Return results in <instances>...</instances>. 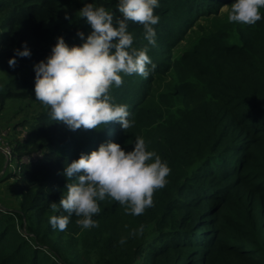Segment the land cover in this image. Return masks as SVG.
I'll return each instance as SVG.
<instances>
[{"label":"trees","instance_id":"16d2710c","mask_svg":"<svg viewBox=\"0 0 264 264\" xmlns=\"http://www.w3.org/2000/svg\"><path fill=\"white\" fill-rule=\"evenodd\" d=\"M91 2L0 0V120L22 139L13 148L11 131L0 130L20 188L18 207L0 208V264H264V19L229 22L233 0H160L155 46L129 21L133 46L148 45L155 71L122 73L109 89L135 124L72 130L36 99L33 65L58 36L82 43L77 32L86 38L91 28L79 10ZM94 2L116 11L117 0ZM66 10L73 16L62 23ZM25 41L31 56L10 66ZM138 136L171 169L153 205L132 215L106 198L97 227L82 230L73 214L65 230L54 229L49 217L68 214L50 207L72 182L64 168L108 141L130 151ZM140 225L143 233L131 235Z\"/></svg>","mask_w":264,"mask_h":264},{"label":"clouds","instance_id":"9594fccd","mask_svg":"<svg viewBox=\"0 0 264 264\" xmlns=\"http://www.w3.org/2000/svg\"><path fill=\"white\" fill-rule=\"evenodd\" d=\"M160 0H117L114 11L94 0L86 3L79 16L86 18L91 31L85 38L83 31L79 45L69 46L63 36L56 38L51 54L33 65L35 71V97L50 106L52 120L62 121L70 129L81 127L93 129L109 121L119 122L125 130L135 124L129 106L114 103L109 89L123 83L122 73H133L147 78L155 71L148 45L142 48L133 46L134 36L129 31V21L143 26L148 44H157L154 27L160 17L154 14ZM264 0H233L228 14L229 22L255 24L264 19L260 9ZM65 13V19H68ZM15 55L8 61L16 63V57H29L31 51L27 42L22 48L13 49ZM171 169L154 150L147 148L143 137H136L134 147L126 151L119 143H101L97 150L81 154L64 170L67 178L66 194L59 203L51 202L50 207L58 206L67 215H52L50 225L63 231L70 223L71 216L78 217L76 223L81 229L98 226L94 215L101 211L99 201L110 198L124 205L125 212L132 215L144 213L153 205V193L167 183ZM144 226L132 230L131 235L143 233ZM127 237H121L123 245Z\"/></svg>","mask_w":264,"mask_h":264},{"label":"rangeland","instance_id":"374dc122","mask_svg":"<svg viewBox=\"0 0 264 264\" xmlns=\"http://www.w3.org/2000/svg\"><path fill=\"white\" fill-rule=\"evenodd\" d=\"M65 13L68 14V19H71L73 16L72 10H66ZM65 13L63 14L61 18V22L66 21L68 19H65ZM54 23L53 25H55ZM51 54V53H50ZM0 117H3V115H0ZM6 117V116H5ZM7 119V117H6ZM6 122L4 120H0V130H10L11 134L9 135L7 141L10 143L11 147L14 148V145L17 141H22L20 138V133L18 132V129H14L13 125L11 124L7 128L5 127ZM6 133V132H4ZM24 135H26L24 133ZM2 149H5V146H0ZM9 152L10 154H8ZM17 156V155H16ZM24 158V157H23ZM27 159H25L26 162ZM18 166L19 162L14 159V155L12 154V151L10 149H5L4 151L0 150V208H3V204H5L8 207L16 209L17 206V200L20 196V188L17 187L14 184L15 179L9 178L12 174L18 175Z\"/></svg>","mask_w":264,"mask_h":264},{"label":"built area","instance_id":"2783aa9c","mask_svg":"<svg viewBox=\"0 0 264 264\" xmlns=\"http://www.w3.org/2000/svg\"><path fill=\"white\" fill-rule=\"evenodd\" d=\"M4 135H5V133H3V135L0 134V146H5V149H10L11 150L10 146L5 143V140H4L5 136ZM5 149H2L0 147L1 151H4ZM7 153L10 154L9 152H7Z\"/></svg>","mask_w":264,"mask_h":264},{"label":"bare ground","instance_id":"6f19581e","mask_svg":"<svg viewBox=\"0 0 264 264\" xmlns=\"http://www.w3.org/2000/svg\"><path fill=\"white\" fill-rule=\"evenodd\" d=\"M55 155V154H54ZM36 163V162H35Z\"/></svg>","mask_w":264,"mask_h":264}]
</instances>
